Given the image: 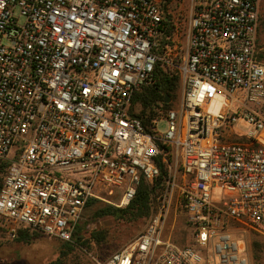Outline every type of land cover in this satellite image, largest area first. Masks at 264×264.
<instances>
[{
  "label": "built area",
  "instance_id": "1",
  "mask_svg": "<svg viewBox=\"0 0 264 264\" xmlns=\"http://www.w3.org/2000/svg\"><path fill=\"white\" fill-rule=\"evenodd\" d=\"M261 1L189 0L177 25L165 0H0L4 235L69 241L89 199L126 205L161 162L144 228L98 264H249L230 227L264 237ZM157 66L176 70L179 97L144 125L132 100ZM178 207L192 246L165 237Z\"/></svg>",
  "mask_w": 264,
  "mask_h": 264
},
{
  "label": "rangeland",
  "instance_id": "2",
  "mask_svg": "<svg viewBox=\"0 0 264 264\" xmlns=\"http://www.w3.org/2000/svg\"><path fill=\"white\" fill-rule=\"evenodd\" d=\"M188 2L189 0L168 1L166 9L172 19L177 18V25H180L186 17ZM263 8L264 0L259 6V16ZM178 30L177 38L181 39V28ZM178 97L179 88L177 99ZM135 105V109L140 113V104L136 103ZM165 128L164 120L158 121L157 130L162 132ZM115 198L116 196H112L113 200H116ZM147 220L148 218L135 222H125L116 220L111 216L92 218L86 227L88 231H82L85 244L78 245L77 249L73 251L64 247V253L62 252L61 255L65 258L66 264H98L110 253L130 242L142 231ZM2 231L0 222V264H45L59 255L60 246L64 242L47 238L36 230L29 231L31 235L29 242H23L15 238H8ZM230 231L232 238L236 239L242 248V253L247 254L250 264H264V237L260 233L252 229L242 228L234 223L231 224ZM166 234L165 237H170L171 241L179 246H192L194 244V236L180 207L176 210L172 209L166 225ZM254 240L259 242L256 248ZM66 242L77 245L73 235ZM220 245L221 243L215 245L217 250ZM203 252L205 257L209 256L208 249H204ZM235 254L234 252L231 253V258Z\"/></svg>",
  "mask_w": 264,
  "mask_h": 264
},
{
  "label": "trees",
  "instance_id": "3",
  "mask_svg": "<svg viewBox=\"0 0 264 264\" xmlns=\"http://www.w3.org/2000/svg\"><path fill=\"white\" fill-rule=\"evenodd\" d=\"M168 1L170 0H165V3L168 4ZM168 16L171 18L169 13ZM172 27V24H169L166 31L167 36L172 34ZM256 48L257 57L264 64V8L261 11L260 16L258 12ZM178 88L179 76L176 70H167L163 69V67L160 68L157 66L155 81L152 84L143 87L140 92H137L134 95L132 100L133 103L140 104V113L138 114L144 125H148L150 120L158 113L159 110H164L170 106V103H165L163 101L164 95L167 94L174 98L177 96ZM158 163L160 166L159 175L152 182L142 179L136 187L134 196L126 205L116 206L98 199H89L84 206L82 218L76 224L72 234L77 245H71L69 242L59 238H53L64 242L60 246L59 255L45 264H66L65 258L61 255L62 252L64 253L63 248L66 247L73 251L77 249L78 245L82 246L85 244L82 231H88L86 227L92 218L111 216L116 220H122L125 222H135L141 219L149 218L155 210L156 204L159 202L161 192L165 187V180L168 178V171L165 165L161 162ZM3 174L4 168L0 165V184ZM30 230L35 229L20 225L17 228L14 238L18 241L29 242L31 238V235L29 234ZM258 245L259 242L254 240L255 248Z\"/></svg>",
  "mask_w": 264,
  "mask_h": 264
},
{
  "label": "water",
  "instance_id": "4",
  "mask_svg": "<svg viewBox=\"0 0 264 264\" xmlns=\"http://www.w3.org/2000/svg\"><path fill=\"white\" fill-rule=\"evenodd\" d=\"M163 101L166 102V103H168L170 101V96L167 95V94H165Z\"/></svg>",
  "mask_w": 264,
  "mask_h": 264
},
{
  "label": "crops",
  "instance_id": "5",
  "mask_svg": "<svg viewBox=\"0 0 264 264\" xmlns=\"http://www.w3.org/2000/svg\"><path fill=\"white\" fill-rule=\"evenodd\" d=\"M250 264V263H249Z\"/></svg>",
  "mask_w": 264,
  "mask_h": 264
}]
</instances>
